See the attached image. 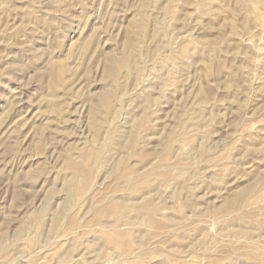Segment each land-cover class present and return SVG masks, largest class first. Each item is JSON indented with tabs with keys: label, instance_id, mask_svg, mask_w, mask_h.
Masks as SVG:
<instances>
[{
	"label": "rangeland",
	"instance_id": "obj_1",
	"mask_svg": "<svg viewBox=\"0 0 264 264\" xmlns=\"http://www.w3.org/2000/svg\"><path fill=\"white\" fill-rule=\"evenodd\" d=\"M0 264H264V0H0Z\"/></svg>",
	"mask_w": 264,
	"mask_h": 264
}]
</instances>
